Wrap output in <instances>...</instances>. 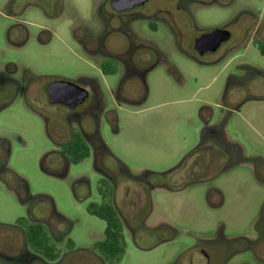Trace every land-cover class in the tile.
<instances>
[{
    "label": "rangeland",
    "instance_id": "374dc122",
    "mask_svg": "<svg viewBox=\"0 0 264 264\" xmlns=\"http://www.w3.org/2000/svg\"><path fill=\"white\" fill-rule=\"evenodd\" d=\"M186 1L194 17L185 14V3L179 0H150L119 26L111 19L110 0H0V58L31 66L41 76L37 89L49 82V74L62 73L91 88L101 100L100 106L70 123L75 129L84 126L91 145H103L102 154H94L80 137L74 151L63 147L64 138L47 131L45 120L36 113L43 106L34 99L0 113V139H7L12 148L11 169L1 173L11 183H16L13 174L28 182L36 197L31 203L33 222L42 225L53 215V226L63 232L55 243L59 253L69 252L70 240L75 246H90L93 238L102 237L106 222L90 215L87 207L108 192V177L124 226L136 227L139 215L153 213L151 223L160 219L176 230L168 234L174 235L171 240L143 250L128 242L118 264H172L179 256L190 255L201 264L197 248L196 253L189 249L194 240V246L240 237L256 240L255 226L264 210V166L257 174L253 162L246 160L264 162V99L245 102L239 113L227 118L219 103L227 73L232 72L239 75L245 94L264 96V42L256 37L241 48L244 53L237 51L239 56L229 52L206 65L179 48L188 49L193 36L226 23L236 38L245 33L247 39L252 33L248 28L255 29L260 18L264 22V0H218L224 7L208 6L213 0ZM161 5L169 10L165 17L173 29L160 24L153 33L147 25L153 17L146 14L154 15L151 10ZM109 25L117 29L107 35ZM259 32L264 34V25ZM147 41L158 44L159 57L148 56L143 48ZM128 42L133 46L130 56ZM112 55L121 61L115 62ZM207 106L214 110L210 124L224 123L229 150L240 153L245 162L235 158L222 169L226 155L210 142L207 171L204 154L196 163L189 158L207 141H202V116H210L202 109ZM85 151L89 156L75 163ZM28 211L0 178V246L6 248L0 247L6 254L0 264H25L21 253L26 258V253L38 254L27 240ZM91 231L99 235L90 238ZM43 234L41 227L42 241ZM87 248L82 250L85 256L77 249L70 251L65 264H101L86 259L92 250ZM241 260L258 264L251 254ZM35 264L46 263L38 258Z\"/></svg>",
    "mask_w": 264,
    "mask_h": 264
},
{
    "label": "flooded vegetation",
    "instance_id": "af4514ba",
    "mask_svg": "<svg viewBox=\"0 0 264 264\" xmlns=\"http://www.w3.org/2000/svg\"><path fill=\"white\" fill-rule=\"evenodd\" d=\"M150 0H148L144 5L134 7L132 9H125L123 11H118L114 9L112 1L110 0V8L112 17L111 19H117L119 26L124 23L125 16H129L141 9H144ZM181 2H184V11H186L185 14H187L189 17H194L193 12L191 11V6L188 7L186 4V0H179ZM192 3V2H191ZM189 3V4H191ZM222 3V2H221ZM218 3V0H213V3L208 6H220L224 7V3ZM149 9V8H147ZM150 10V9H149ZM153 11L154 15L150 16L146 14V17L150 18L153 17L152 21H149L147 23L148 28L153 32L156 33L159 31V25L161 24L164 27L172 28L171 23L168 21V19L165 17V15H169L170 12L164 6H158L157 9L151 10ZM155 18V19H154ZM261 18L259 21V24L255 29L253 27H249L248 30L252 33L248 35L247 39L246 34L242 33L239 38L235 37L234 32H232L230 24H220V25H214L209 27L208 29H204L201 32H199L197 35L193 36V39L190 41L188 49L180 47L179 49L186 53L191 59H193L195 62H198L200 64H207V62L212 60H216L218 57L223 58V56H226V54L234 53L238 56L241 53H237L238 50L243 48L244 46H248L250 41L255 42V38L259 37L260 40L264 42V34L259 32L260 26L264 25V22H261ZM156 23V24H155ZM111 26L108 31L109 34L114 31V29H117L116 27ZM173 29V28H172ZM252 29V30H251ZM254 29V32H253ZM122 30V28H121ZM215 30H221V31H229L230 32V38L224 41H220L219 38L214 39L212 38L207 43L204 44H198V40L205 34H209L214 32ZM260 35V36H259ZM106 38H103L102 42H105ZM128 40V39H127ZM247 41V42H246ZM246 42V43H245ZM143 48L148 50L149 57L152 59V57H159V46L154 41H147L143 42ZM129 46L126 50V53H130L131 55V47L132 42H128ZM243 51V49H241ZM241 51V52H242ZM262 53L264 54V50L261 49ZM117 53V52H116ZM244 53V51H243ZM116 55V54H115ZM111 59H114L115 62L121 61V57H117L112 55ZM159 64V61H158ZM157 64V65H158ZM24 66V67H22ZM156 67V64L153 65L150 69H153ZM227 85L225 88V92L220 97V103L219 107L222 111V113L227 117L229 115L234 113H239L241 111L242 105L250 100H258V99H264V96H258L254 97V95L251 94V91L245 94L243 92L244 85H238L239 82V75L237 72L227 73ZM41 76L37 75L36 72L32 69L31 66L19 64L16 61L7 60L0 58V113L4 112L6 109H9L11 106L17 103L26 104V101L28 102L30 99H34L33 101L37 104H41L43 107H38L37 114L42 116V118L45 120L47 124V131H50L51 134H54L55 136H58V138H64L63 142L60 143L65 146L68 150H75L77 147V143L79 142V137L82 138L87 146L90 147L91 151L96 154H102V144H96V147L94 148L93 145L88 141L87 135H86V129L85 127H79L78 129H75L71 126L70 119L74 118L77 120H81L84 116V113L86 110L88 112L94 108L95 106L101 105V100L97 99L95 97V92L91 88H87L84 84H82L80 81L74 78H68L64 76L62 73H51L48 75L49 82L46 83V85L41 86L40 89H37L38 87L35 85L36 82L40 80ZM59 82H70L76 86L82 87L88 91V97L83 103L77 104L75 107H71L70 105L64 103V102H53L52 97L49 92V87L54 83ZM232 84V85H231ZM251 87V85H250ZM264 88V86H262ZM62 92V91H60ZM54 93V92H53ZM63 95V93H61ZM65 94V93H64ZM38 95V96H37ZM61 95V97H63ZM234 95V99H233ZM60 96V95H59ZM231 99V100H230ZM44 106L46 108L44 109ZM202 110H206L209 112V117H203L202 119L205 123V126L202 130L203 136L202 141L205 139L207 140L204 144H201V146H205L206 149L204 152H199L198 154L194 155L193 161L194 163L197 162L198 157L201 154H204V161H205V168L203 167V171H207L209 169V165L211 164L212 158L209 154V149L211 146L208 147V143L210 142L212 147L216 146L218 149H220L225 155H226V163L227 166H223L222 169L227 168L232 163V160L235 158L238 160H245V157L240 156V153L237 152V155H235L234 150H229L231 143L227 141L226 135L224 133V123L216 124L212 126L210 124V121L213 117L214 110L210 107H204ZM225 118V117H224ZM226 120V119H225ZM53 123V130L49 129V124ZM99 127V126H98ZM93 146V147H92ZM228 150V151H226ZM12 154V148L11 144L7 139H0V178L3 179L9 186L10 190L13 191V193L19 198L22 206L27 208L29 210V223L30 228L28 231V234H31V230H35L37 227L41 230V227L44 228L45 234H43V238L45 239V249H40L37 246H33L35 249H32L35 251L36 254H30L26 253V257H24V252L21 253V258H23V262L25 264H35L36 260L43 259L46 264H65L66 260L68 261L69 258V252L74 251V249H77L81 251V253L85 256V253L82 250L88 249L87 247L91 248L92 250H88V256L86 259H90L91 257L94 261L101 263V264H118L119 261L117 259L112 260V254L110 253L109 256L104 255L101 252V245L106 240V228L104 231L101 232V238H93L92 242L88 245L90 246H75V243L73 241H69L68 246L69 252H65V254L59 253L56 250L55 243L58 242L57 238L63 234L62 231L55 228L53 225V221L51 220V215L49 218L44 219V224H39L37 222H33L32 219V202L36 199L35 195H32L30 191L29 184L26 180L18 176L17 174H13L14 178L16 180V183H11L7 179L4 178V173H1L2 170H10L9 167L10 163V157ZM199 155V156H198ZM247 161L253 162V169L255 173L260 174L261 168L264 166V163L262 159L260 158H252L248 159ZM237 162V161H236ZM235 162V163H236ZM245 162V161H244ZM234 163V164H235ZM251 163V162H250ZM5 172V171H4ZM218 176V175H217ZM215 178V177H213ZM108 180L111 182L108 188V192L102 193L99 196V200H91L87 207V211L90 215L98 217L94 213V209L99 208H109L112 211V205L117 209L116 205L112 202V179L108 177ZM87 192V191H86ZM84 194H87V193ZM25 197V198H23ZM101 197V198H100ZM118 210V209H117ZM154 217V214L146 215L141 214L139 215L140 224L135 226H132L131 224L128 226H124V223L121 227V235L123 239V245L125 247V251L128 247V242L130 245L138 250H143L146 248V246L151 244H161L162 242L171 240L173 236L168 237L169 233H175L176 230L172 226H166L162 224V221L160 219L155 220V223H151V218ZM99 218V217H98ZM101 219V218H100ZM104 221V220H103ZM123 222V221H122ZM41 226V227H40ZM168 227V228H165ZM256 232H257V238L256 240H250L246 237H240L235 238L232 240H219V241H210L206 244H203L204 242H201V244H198L197 246H194L196 241L195 238L192 237L194 240L191 243V248L195 253L200 254L202 257L201 264H245L241 260V258L245 254H251L253 258H255L258 262V264H264V251L261 250V244L264 243V210L262 212V215L257 222L256 226ZM95 233L99 235L98 232H89L90 238L91 235L94 237ZM88 238V234L86 235ZM28 240V235H27ZM87 241V239H86ZM85 244V242L83 243ZM4 251H6L5 246H0ZM110 247H112V242L110 243ZM197 250L195 251V249ZM9 253V252H8ZM6 256V254H3L0 252L1 256ZM10 255V253H9ZM7 255V256H9ZM10 258H14L16 256H9ZM234 261V262H232ZM91 263H94L92 260L89 261ZM172 264H199L196 262L193 255H190L189 257H182L179 256L177 260Z\"/></svg>",
    "mask_w": 264,
    "mask_h": 264
},
{
    "label": "trees",
    "instance_id": "16d2710c",
    "mask_svg": "<svg viewBox=\"0 0 264 264\" xmlns=\"http://www.w3.org/2000/svg\"><path fill=\"white\" fill-rule=\"evenodd\" d=\"M79 143L80 141L77 143L78 146L80 145ZM205 149H206L205 146L198 147L189 154V158L191 157L193 159L194 155L202 151L204 152ZM88 156H89V152L85 151V153L81 157L74 158V162L79 163ZM204 165H205V161H204ZM204 165L203 167L205 168ZM110 210L111 209L109 208L105 209L102 207L99 209H94L93 211L99 218L104 220L107 224L106 240L101 245V252L106 256H109V254L111 253L112 260L117 259L119 261L125 253V247L123 245V239L121 235V231H122L121 227L123 225V222L120 217L119 211L113 205H112V211ZM30 232L31 234H28V240L34 243V245L37 246L38 248L45 249V244H44L45 239L43 238V241L40 240V238L42 237L41 230L37 227L35 230H31ZM111 242H112V247H110Z\"/></svg>",
    "mask_w": 264,
    "mask_h": 264
},
{
    "label": "water",
    "instance_id": "95a60500",
    "mask_svg": "<svg viewBox=\"0 0 264 264\" xmlns=\"http://www.w3.org/2000/svg\"><path fill=\"white\" fill-rule=\"evenodd\" d=\"M111 1L114 9L118 11H123L125 9H132L134 7L142 6L148 0H111ZM212 38L214 39L219 38L220 41H224L230 38V32L215 30L212 33L203 35L197 42L198 44L199 43L204 44L205 42L207 43ZM49 92L53 102H64L70 105L71 107H75L77 104L83 103L88 97V91L86 89L76 86L70 82L54 83L49 87ZM61 93H63V95ZM61 95L63 97H61Z\"/></svg>",
    "mask_w": 264,
    "mask_h": 264
}]
</instances>
